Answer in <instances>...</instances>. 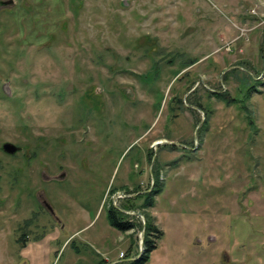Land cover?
Listing matches in <instances>:
<instances>
[{"label":"rangeland","instance_id":"obj_1","mask_svg":"<svg viewBox=\"0 0 264 264\" xmlns=\"http://www.w3.org/2000/svg\"><path fill=\"white\" fill-rule=\"evenodd\" d=\"M12 1L0 264L127 263L146 217L162 232L146 264H264V0ZM110 206L134 230L110 227Z\"/></svg>","mask_w":264,"mask_h":264},{"label":"trees","instance_id":"obj_2","mask_svg":"<svg viewBox=\"0 0 264 264\" xmlns=\"http://www.w3.org/2000/svg\"><path fill=\"white\" fill-rule=\"evenodd\" d=\"M191 65H192V63H190L189 66H191ZM233 71H236V69H234ZM230 73H232V71ZM229 74L227 76H225V81L228 80L227 77H229ZM177 80L181 81V79H179V78ZM189 89H191V87ZM211 93H213V92H210L209 94L211 95ZM253 93L258 94L259 90L255 89L253 87L248 89L244 93L243 101L244 100L248 101ZM212 96L218 98V100L224 102L227 105L234 103V102H237V103L240 102V100L238 101V100L229 98L228 94L226 92L213 93ZM177 102L180 104V101L177 100ZM245 108H246V106L244 105L243 109H245ZM169 109H171V107ZM201 110L205 114V121H207V115H206L207 109L204 106H201ZM249 125H253V122L251 119H249ZM198 129L201 130V127ZM160 191L161 190L159 189V190H152L149 193L148 192H146V193H140L139 192L135 198L126 199L125 203L120 208L124 211L132 210V208L135 206H133V204H131L130 207H128V204L130 202L134 201V199H142L143 200L142 201L143 202L142 207L152 208L154 206V198L160 193ZM110 207L111 208H109L106 212L107 221H108V224L110 227H112L118 231H121V232H128V231L134 230L135 224L133 222L127 220L126 219L127 217L124 216V214L122 212L118 211L117 209L113 208L112 206H110ZM147 218L148 217L145 218L146 224H144L143 226L141 225V227H140V228H142V234H143V240H142L143 249H142V252L137 255L138 258L131 260L130 262H127V263L122 261V262L116 263V264H146L149 261L150 254L153 251H155V249L157 248L158 242L162 238V232L158 229V227L154 224V222H152V220L149 223ZM23 236L24 237H22V236L20 237V240H19L20 242H23L26 240V235H23ZM22 246H24V244H22ZM98 264H105V263L98 262Z\"/></svg>","mask_w":264,"mask_h":264},{"label":"water","instance_id":"obj_3","mask_svg":"<svg viewBox=\"0 0 264 264\" xmlns=\"http://www.w3.org/2000/svg\"><path fill=\"white\" fill-rule=\"evenodd\" d=\"M12 4H13V1L12 0H8L6 2H0V5H2V6H4V5H12ZM156 145H159V144L157 143ZM2 150H3V152H5L8 155H13L14 153H16L18 151L17 147H15L14 145L9 144V143L4 144L2 146ZM47 209L51 211L50 206H47ZM136 215L137 216H140L139 213H136Z\"/></svg>","mask_w":264,"mask_h":264},{"label":"crops","instance_id":"obj_4","mask_svg":"<svg viewBox=\"0 0 264 264\" xmlns=\"http://www.w3.org/2000/svg\"><path fill=\"white\" fill-rule=\"evenodd\" d=\"M69 244V243H68ZM72 247H73V250H74V252L75 253H77V250H75L76 248H75V246L74 245H72ZM120 254V253H119ZM123 258H119V255H118V262H112V263H108V264H116V263H119V262H121V260H122ZM105 261H107V260H105ZM104 263V262H103ZM105 264H107V263H105Z\"/></svg>","mask_w":264,"mask_h":264},{"label":"built area","instance_id":"obj_5","mask_svg":"<svg viewBox=\"0 0 264 264\" xmlns=\"http://www.w3.org/2000/svg\"><path fill=\"white\" fill-rule=\"evenodd\" d=\"M119 257H120V258H123V253H120V254H119Z\"/></svg>","mask_w":264,"mask_h":264},{"label":"flooded vegetation","instance_id":"obj_6","mask_svg":"<svg viewBox=\"0 0 264 264\" xmlns=\"http://www.w3.org/2000/svg\"><path fill=\"white\" fill-rule=\"evenodd\" d=\"M17 152H18V151H17ZM17 152H16V153H17ZM16 153H14V154H16ZM43 203H44V202H43ZM44 206H46V204H45V203H44ZM46 207H47V206H46Z\"/></svg>","mask_w":264,"mask_h":264}]
</instances>
